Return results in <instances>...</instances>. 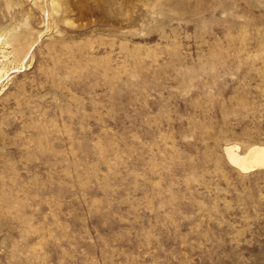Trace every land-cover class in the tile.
Wrapping results in <instances>:
<instances>
[{
    "label": "rangeland",
    "instance_id": "374dc122",
    "mask_svg": "<svg viewBox=\"0 0 264 264\" xmlns=\"http://www.w3.org/2000/svg\"><path fill=\"white\" fill-rule=\"evenodd\" d=\"M234 146H264V0H0V264H264Z\"/></svg>",
    "mask_w": 264,
    "mask_h": 264
},
{
    "label": "bare ground",
    "instance_id": "6f19581e",
    "mask_svg": "<svg viewBox=\"0 0 264 264\" xmlns=\"http://www.w3.org/2000/svg\"><path fill=\"white\" fill-rule=\"evenodd\" d=\"M238 149L235 146L226 148V155L231 164L245 173L264 169V146H254L245 153H239Z\"/></svg>",
    "mask_w": 264,
    "mask_h": 264
}]
</instances>
